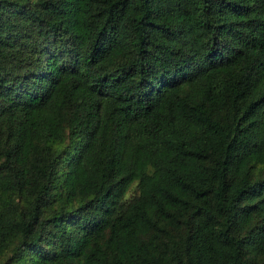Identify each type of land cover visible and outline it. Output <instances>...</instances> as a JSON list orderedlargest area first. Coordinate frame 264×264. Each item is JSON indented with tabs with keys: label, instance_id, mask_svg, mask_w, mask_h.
<instances>
[{
	"label": "trees",
	"instance_id": "1",
	"mask_svg": "<svg viewBox=\"0 0 264 264\" xmlns=\"http://www.w3.org/2000/svg\"><path fill=\"white\" fill-rule=\"evenodd\" d=\"M0 264H264V0H0Z\"/></svg>",
	"mask_w": 264,
	"mask_h": 264
}]
</instances>
